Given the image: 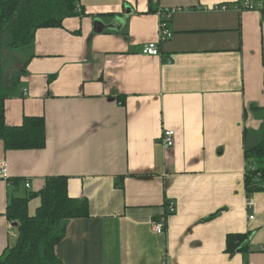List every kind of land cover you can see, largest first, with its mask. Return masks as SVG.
Masks as SVG:
<instances>
[{"label": "crops", "instance_id": "1", "mask_svg": "<svg viewBox=\"0 0 264 264\" xmlns=\"http://www.w3.org/2000/svg\"><path fill=\"white\" fill-rule=\"evenodd\" d=\"M247 1L79 0L83 14L37 30L25 62L0 36L6 80L20 74L6 122L44 116L47 134L41 149L7 150L0 139V254L17 236L11 195L65 175L90 216L67 222L56 246L64 264H264V190L245 186V150L264 123V11L239 10ZM160 6L179 8L174 35L161 56L147 55ZM165 129L176 133L170 148ZM15 178L24 182L11 187ZM40 205L33 198L30 213ZM231 233L249 234L247 252L226 251Z\"/></svg>", "mask_w": 264, "mask_h": 264}, {"label": "trees", "instance_id": "2", "mask_svg": "<svg viewBox=\"0 0 264 264\" xmlns=\"http://www.w3.org/2000/svg\"><path fill=\"white\" fill-rule=\"evenodd\" d=\"M79 0H0V36L7 38L6 46L25 50L35 40L37 30L62 27L64 19L83 14ZM3 47L0 42V139L7 150L41 149L46 145L44 116H25L21 125L10 126L5 118V101L20 87V74L6 80L2 64ZM252 110H259L251 105ZM260 139L246 147L247 171L245 186L249 195L264 190V123ZM22 178L11 181V187L20 186ZM41 198L34 214L29 203ZM168 208V207H167ZM17 223L16 239L0 254V264H64L56 254V246L65 237L67 222L90 216L86 198L69 194V177L48 176L38 192L27 191L23 196L11 195L5 213ZM249 234L231 233L227 236L228 253L247 252Z\"/></svg>", "mask_w": 264, "mask_h": 264}, {"label": "built area", "instance_id": "3", "mask_svg": "<svg viewBox=\"0 0 264 264\" xmlns=\"http://www.w3.org/2000/svg\"><path fill=\"white\" fill-rule=\"evenodd\" d=\"M215 9H226V4H217L214 6ZM80 9V7H79ZM239 10H260L264 11V0H255V1H247L243 4H241L238 7ZM179 8L177 7H169V6H160L157 10V13L159 15L160 21H159V36L158 40L148 42L143 45L142 52L147 55L152 56H161V44L170 38L173 37L174 32L170 27V21L173 18L174 14L178 12ZM27 91L26 89L24 90ZM175 131L172 129H165L163 131L162 135V143L165 148H170L174 146L175 144ZM1 176L4 179H8V173H7V167L6 164L3 163L1 167ZM10 185V181H9ZM26 187H30L31 183L30 181L25 182ZM264 186V183L262 184ZM254 198L249 197L247 202V208L250 210L254 206ZM168 210L170 212H173L175 209L174 203L172 201L167 203ZM251 218H253V215H251ZM153 229L157 233H163L165 230V223L164 222H156L153 226Z\"/></svg>", "mask_w": 264, "mask_h": 264}, {"label": "rangeland", "instance_id": "4", "mask_svg": "<svg viewBox=\"0 0 264 264\" xmlns=\"http://www.w3.org/2000/svg\"><path fill=\"white\" fill-rule=\"evenodd\" d=\"M12 50L15 51V49H11V50H9V52H10V57H11V53L14 52V51H12ZM19 50H21V49H19ZM23 54H25V53H23L22 50H21V51H18V56L15 57V60H17V61H21V62H25L26 60H25V58L23 57ZM13 57H14V56H12L11 59H13ZM5 61H6V60H5ZM11 62H14V60H13V61L11 60ZM9 64L11 65V63H9Z\"/></svg>", "mask_w": 264, "mask_h": 264}, {"label": "water", "instance_id": "5", "mask_svg": "<svg viewBox=\"0 0 264 264\" xmlns=\"http://www.w3.org/2000/svg\"><path fill=\"white\" fill-rule=\"evenodd\" d=\"M94 24H95L96 31L103 30V22L100 19H95ZM14 226H17L16 222L14 223Z\"/></svg>", "mask_w": 264, "mask_h": 264}]
</instances>
